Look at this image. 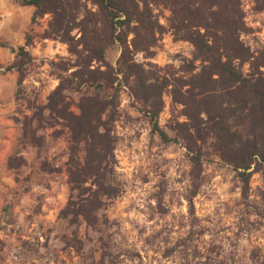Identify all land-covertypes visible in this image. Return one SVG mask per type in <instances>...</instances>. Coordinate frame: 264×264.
Masks as SVG:
<instances>
[{"label":"rangeland","instance_id":"rangeland-1","mask_svg":"<svg viewBox=\"0 0 264 264\" xmlns=\"http://www.w3.org/2000/svg\"><path fill=\"white\" fill-rule=\"evenodd\" d=\"M70 3L66 37L77 41L82 33L75 23L89 18L103 42L108 32L101 9L90 0ZM151 9L165 28L152 46L139 36L133 47L132 33L126 35L128 48L103 42L106 61L113 66L121 61L127 74H111L96 60L89 65L109 78L107 87L113 80L117 88L102 115L114 137L110 176L117 193L90 227L69 223L59 211L69 194L72 148L63 111L80 115L82 98L95 94L68 79L92 54L82 44L74 45L78 54H73L60 38H45L50 13L32 22L33 6L0 0V264H264V163L244 183L205 145L201 165H194L185 148L183 106L171 94L172 83L189 81L198 71L189 66L193 47L166 30L167 8ZM241 9L248 31L240 39L254 54L253 67L245 62L241 69L264 72V9L255 0H241ZM27 34L33 43L18 87L20 73L13 65L20 56L11 47L24 45ZM145 77L158 80L148 102L146 90L136 94ZM60 83L57 112L46 110L45 122L32 123L33 138H22L24 114L34 117ZM186 89L181 86L180 93ZM155 111L167 141L152 128ZM83 155L80 147L78 156Z\"/></svg>","mask_w":264,"mask_h":264},{"label":"trees","instance_id":"trees-1","mask_svg":"<svg viewBox=\"0 0 264 264\" xmlns=\"http://www.w3.org/2000/svg\"><path fill=\"white\" fill-rule=\"evenodd\" d=\"M90 1L106 17L108 33L103 42H118L126 48L128 33L133 34V47L137 48L136 38L139 36H143L152 46L165 28L152 13L151 6H162L169 10L166 30L175 40L187 41L192 45L189 66L192 70L198 69L189 81H176L172 83L171 89L172 101L183 106L181 114L186 118L182 123L185 128L187 126L188 133L184 137L185 148L191 154L194 165L199 167L203 146L211 147L213 154L230 164L241 181L247 183L255 168L264 163V72L253 70L244 74L241 69L245 62H250V67H253L251 58L254 57L240 39L241 34L248 31L241 0ZM20 2L35 8L32 22L44 13H50L49 30L45 38H60L69 45L73 54H78L74 45L82 44L84 51L92 54L83 63L84 69H76L71 73L74 79H68L77 88L82 84L93 88L95 94L82 98L80 115H73L63 109V120L70 130L72 148L67 165L69 194L66 204L59 211V217L71 224L83 221L87 226L96 227L99 222L98 211L117 193L110 176L113 170L114 137L110 125L102 118L106 107L114 102L112 90L116 91L117 88L112 85L113 80L107 87L109 78L95 74L89 65L96 60L111 74L125 75L127 69L121 61L115 66L106 61L105 43L95 34V19H82L75 23L82 36L74 43L72 38L66 37L68 32L64 31V27L72 20L69 16L73 6L71 0ZM255 3L258 9H264V0H255ZM87 14L94 15L92 12ZM32 43V37L27 34L24 45L11 47L20 56V61L13 65L20 73L18 87L24 77L25 59L29 57L27 48ZM156 81L146 77L140 79L136 94L146 90L148 95L145 94L143 98L148 102L151 98L149 92L158 87ZM181 86H187L184 93H180ZM159 87L162 88V85ZM60 89L61 83L50 94L47 105L39 108L34 117L24 114L21 120L22 138H33L32 123L45 122L46 110L57 112V106L62 101ZM14 98L17 101V92ZM109 98H113V101H107ZM157 116V111L150 112L152 128L162 140L167 141L169 137L159 128ZM80 147L84 153L82 158L78 156ZM8 166L13 168L11 157Z\"/></svg>","mask_w":264,"mask_h":264}]
</instances>
